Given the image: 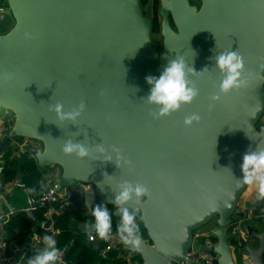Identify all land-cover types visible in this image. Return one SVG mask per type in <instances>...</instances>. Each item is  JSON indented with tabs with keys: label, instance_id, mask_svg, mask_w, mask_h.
Masks as SVG:
<instances>
[{
	"label": "water",
	"instance_id": "water-1",
	"mask_svg": "<svg viewBox=\"0 0 264 264\" xmlns=\"http://www.w3.org/2000/svg\"><path fill=\"white\" fill-rule=\"evenodd\" d=\"M200 1L198 6L190 0H148L143 8L141 0H0V72L15 74L0 86V120L9 125L0 139V157L12 140L27 136L44 144L42 151L30 149L41 170L62 167L61 174H49L57 195L78 180L90 182L91 189L76 187L59 210L72 209V222L81 214L91 216L97 205H113L119 216L111 203L118 185H146L150 196L129 209L138 210L146 234H140L138 250L121 244L118 264L183 259L186 264L205 259L264 264V199L256 191L241 202L245 186L236 187L243 155L264 147V123L256 124L264 112V0ZM155 2L162 17V55L150 38ZM229 50L243 56L248 85L222 96L209 111L222 79L210 58ZM178 55L198 73L208 69L190 76L199 95L171 116L154 119V106L142 100L151 87L145 78L159 77ZM81 101L87 107L76 124L59 121L51 110L57 102L68 111ZM191 113H199L201 121L185 127ZM70 138L103 143L109 150L115 145L132 164L121 161L117 167L115 154L110 162L66 156L61 148ZM4 163L0 158L3 174ZM16 170L9 186L0 175V264H27L42 248L33 242L42 240L35 232L51 229V219L35 214L47 206L35 195L46 180L25 188L20 164ZM21 215L35 227L20 246L6 225L21 228ZM213 218L216 225L205 233L216 238L215 244H204L201 237L193 241L194 232ZM101 241H94L95 249ZM193 242L205 255L198 263L187 256Z\"/></svg>",
	"mask_w": 264,
	"mask_h": 264
},
{
	"label": "clouds",
	"instance_id": "clouds-1",
	"mask_svg": "<svg viewBox=\"0 0 264 264\" xmlns=\"http://www.w3.org/2000/svg\"><path fill=\"white\" fill-rule=\"evenodd\" d=\"M26 39H31L30 33H25ZM215 61V68L221 74V81L218 91L211 97L209 111L221 100V97L231 92H238L247 87L248 81L245 77V63L243 56L238 51L219 52L210 58ZM208 70L205 68L203 71ZM201 71V72H203ZM199 72V73H201ZM186 62L182 55L169 60L159 77L149 75L146 82L150 85L149 94L142 98L149 105L154 106V111L150 113L154 119H162L180 111L184 106L190 105L199 95V89L190 79L191 75L199 74ZM15 78L12 72H0V86L11 83ZM86 103L81 101L79 105L71 110L65 111L64 105L57 102L51 106L56 117L61 122L76 124L86 110ZM260 104L257 105L259 109ZM201 121L199 113H191L185 116L183 124L185 127H192ZM79 135V133H74ZM66 156H75L78 159L102 160L110 162L114 160L117 167L119 162L131 166L132 161L123 156L122 150L113 145L111 149L105 148L104 144L94 146L84 141L76 142L75 139L66 140L61 148ZM242 178L236 179V187L248 186L255 188L258 198L264 199V147L257 145L255 150L249 149L242 158L241 164ZM105 177L107 174H105ZM103 190V186L99 185ZM115 192L114 201H111L119 215L117 224V234L120 241L131 249L138 250L142 245L139 226L136 223L137 209L130 212V205L133 201L139 202L142 198L150 196V189L141 183L124 181L118 185ZM133 209V208H132ZM93 221L86 223V230L90 238L99 237L101 240H108L112 234V214L105 205H97L91 210ZM94 234V236L92 235ZM43 247L28 259L27 264H60L61 252L57 247L56 239L51 235L42 237Z\"/></svg>",
	"mask_w": 264,
	"mask_h": 264
},
{
	"label": "trees",
	"instance_id": "trees-1",
	"mask_svg": "<svg viewBox=\"0 0 264 264\" xmlns=\"http://www.w3.org/2000/svg\"><path fill=\"white\" fill-rule=\"evenodd\" d=\"M143 2L147 0H142ZM159 21L154 17L152 22V27L154 30L159 31ZM5 158L11 167L21 164V168L24 174L25 185L31 186L34 183L39 182L43 177V172L40 170L38 163L35 158L29 156V152H23L20 154L19 158L9 159L10 149H7ZM9 173V172H8ZM9 176V174H8ZM60 206V203H56ZM109 211L112 214V224L117 227L119 222V216H116L113 212L114 206H108ZM40 216L43 218V212ZM55 225L60 228V232L56 236L57 247L60 249L65 247V261L67 264H118L117 259V248L110 250L106 255H100V251L106 245V240H103L97 249L94 248V242L89 240L85 232L74 233L71 231L68 225V218L66 214H56L55 215ZM22 221V220H21ZM137 221L139 222V231L141 235L146 234V230L143 226L142 218L140 213H137ZM21 222L20 233H24L28 229L29 224L27 222ZM13 225H17L14 222ZM22 241V240H20Z\"/></svg>",
	"mask_w": 264,
	"mask_h": 264
},
{
	"label": "crops",
	"instance_id": "crops-1",
	"mask_svg": "<svg viewBox=\"0 0 264 264\" xmlns=\"http://www.w3.org/2000/svg\"><path fill=\"white\" fill-rule=\"evenodd\" d=\"M190 2L192 3V4H196V5H198V6H200V4H201V1L200 0H190ZM262 121V122H261ZM3 122H7V121H2V120H0V124H2ZM260 122H261V124H263L264 123V112H263V114L261 115V119H260ZM31 148H36V149H38V150H40V151H42L43 150V148H44V144H43V142L42 141H40V140H35V142H33L32 144H31V146H30V148H29V150L31 149ZM7 149H10V157H9V159L10 160H12L13 158H19L20 157V154L21 153H23L24 151H22V150H18L17 148H15V147H13V146H10V145H8L7 147H6V151H7ZM6 151L3 153V155L0 157L1 159H4L5 160V163H4V165L6 166V172L3 174V173H0V175H1V177L2 178H4V180L6 181V184L9 186V185H12L13 184V182H14V180H15V178H16V176H17V170H16V167L18 166H14V167H11L9 164H8V162H7V159L5 158V156H6ZM27 152V151H26ZM32 155V152H29V156H31ZM34 158V157H33ZM20 166H21V164H20ZM41 170V169H40ZM21 171L23 172V170H22V168H21ZM42 172H43V177H42V179L40 180V181H42V180H46L47 181V179L49 178V174L51 173V172H55V175H59V174H61V172H62V167L61 166H59V165H56L55 167H46L44 170H41ZM9 172V173H8ZM8 174H9V176H8ZM23 174H25L24 172H23ZM54 179V178H53ZM39 181V182H40ZM23 183L25 184V182H24V176H23ZM35 184V183H34ZM25 186V188L26 187H28V185H24ZM44 189H45V187H42V188H39L38 190H37V192H36V196H38V199H39V196H40V194L44 191ZM65 190V189H64ZM63 190V191H64ZM256 192V189L255 188H250V187H248V186H245L244 187V189H243V191H242V193H241V198H240V201L241 202H243L244 200H247V199H249L250 200V198L251 197H253V195H254V193ZM65 204V203H64ZM64 204H63V206H64ZM63 206H60L59 208H58V214H60V213H64V214H66V216H67V218H68V225H69V228L71 229V231L72 232H74V233H78V232H85V234H86V236L88 237V239H89V233H88V231L86 230V229H84V228H82V226L84 225V224H86L87 222H91V221H93V217H91V216H88V217H86V216H83V214H81V215H79V217L74 221V222H72V218H73V210L72 209H66L65 211H62V212H59V210L61 209V207H63ZM46 208V207H45ZM45 208L44 207H38V208H36V211H35V214L38 216V217H41L40 216V214H41V212H43V214H44V211H45ZM117 216V215H116ZM44 217V216H43ZM19 218H21L22 219V221H25V222H27V224H29V226H28V229L27 230H25L24 231V233L22 234V233H20V227L18 226V225H13L12 226V224L11 225H6V229H8V230H11V231H13L14 232V240H17L18 241V243H19V245L21 246V245H23L25 242H26V236L29 234V232L33 229V227H35V223H34V221L33 220H31V219H28V218H26L25 217V215H21V216H19ZM42 218V217H41ZM12 220H13V218H12ZM137 221V220H136ZM24 222V223H25ZM138 222V221H137ZM13 223V222H12ZM72 224V225H71ZM214 225H216V221H215V218H213V219H211L209 222H207L204 226H202L201 228H199V234H202V233H205L206 232V229L208 228V227H212V226H214ZM54 226H56L55 225V223H54ZM138 226H139V222H138ZM52 227H53V225L51 224V229H52ZM114 228H115V231L112 233V234H117V227H115L114 226ZM51 229H50V231H51ZM50 231L48 232L47 231V229H42V228H38V230L35 232V235L37 236V235H40V237H41V239H42V237L44 236V235H50ZM118 235V234H117ZM98 237H95V239L94 240H92L93 242L97 239ZM12 240V239H11ZM20 240H22V241H20ZM90 240V239H89ZM10 241V240H9ZM103 241V240H102ZM101 241V242H102ZM33 242H34V244L36 245V246H39V248H41V247H43V244H42V240L41 241H37L35 238H34V240H33ZM100 242V243H101ZM108 242V240H106V243ZM99 243V244H100ZM94 245H95V243H93ZM98 247H99V245H98ZM105 247V246H104ZM103 247V248H104ZM115 249V248H114ZM120 249H121V247H118L117 248V254H119V252H120ZM100 255H102V256H104L103 254H101V251H100Z\"/></svg>",
	"mask_w": 264,
	"mask_h": 264
},
{
	"label": "built area",
	"instance_id": "built-area-1",
	"mask_svg": "<svg viewBox=\"0 0 264 264\" xmlns=\"http://www.w3.org/2000/svg\"><path fill=\"white\" fill-rule=\"evenodd\" d=\"M9 131V125L7 122H3L0 124V139L6 135ZM35 139L27 137V136H21L19 139L12 140V146L17 148L18 150H22L24 152H30L29 148L31 144L33 143ZM47 185L44 191L40 194L39 200L45 201L47 203V206L45 208L43 219H51L52 220V229L50 231V235L53 236L56 239V236L60 232V228L57 226H54L53 220L55 219V215L58 213V208L60 206H63V204L72 199L75 195V188L80 187L84 190H88L92 188V184L87 181L78 180L74 186H68L65 188L64 191L60 192L59 195L56 194V187L57 184L54 181L53 178H48L46 181ZM60 203V206H57L56 203ZM94 236V234H92ZM199 237L202 238L204 244L213 245L216 242V238L213 235H208L207 233L199 234V229L194 232L193 241L199 239ZM90 240H94L95 238H90ZM122 242L119 239V236L117 234H111V237L108 239V242L106 243L105 247L101 250V254L106 255L110 250L114 248L121 247ZM65 247L60 248L61 252V261L60 264H67L64 258L65 255ZM187 256L191 257L194 262L198 263L200 258H204L205 255L203 253H200L193 242L189 252L187 253ZM179 264H186V259H183L179 262ZM204 264H210L209 259H205Z\"/></svg>",
	"mask_w": 264,
	"mask_h": 264
},
{
	"label": "rangeland",
	"instance_id": "rangeland-1",
	"mask_svg": "<svg viewBox=\"0 0 264 264\" xmlns=\"http://www.w3.org/2000/svg\"><path fill=\"white\" fill-rule=\"evenodd\" d=\"M151 43L154 49L159 55L164 54L165 52V41L162 33H152L150 32ZM262 122V121H261ZM260 120L256 123L258 126L261 124ZM35 142V140L33 141Z\"/></svg>",
	"mask_w": 264,
	"mask_h": 264
},
{
	"label": "flooded vegetation",
	"instance_id": "flooded-vegetation-1",
	"mask_svg": "<svg viewBox=\"0 0 264 264\" xmlns=\"http://www.w3.org/2000/svg\"><path fill=\"white\" fill-rule=\"evenodd\" d=\"M147 1H148V0H147ZM147 1L143 2V1L141 0V4H142L143 8H145ZM154 17H156V18L158 19V21H159V25H160V26H159V31H158V30H157V31L154 30V28L152 27V22H153V20H152V22H151V32H152V33H161L162 17H161V15L159 14V9H158V3H157V2H155V5H154ZM153 19H154V18H153ZM169 19H170L171 26H172L174 29H176V26H175V24H174L173 21H172L171 15H169Z\"/></svg>",
	"mask_w": 264,
	"mask_h": 264
}]
</instances>
